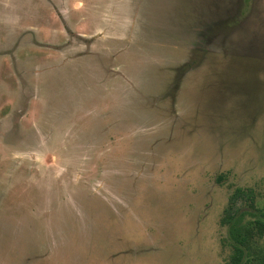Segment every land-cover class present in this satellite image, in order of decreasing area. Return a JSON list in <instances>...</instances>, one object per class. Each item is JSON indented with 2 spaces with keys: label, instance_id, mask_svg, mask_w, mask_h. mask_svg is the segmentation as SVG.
Wrapping results in <instances>:
<instances>
[{
  "label": "rangeland",
  "instance_id": "rangeland-1",
  "mask_svg": "<svg viewBox=\"0 0 264 264\" xmlns=\"http://www.w3.org/2000/svg\"><path fill=\"white\" fill-rule=\"evenodd\" d=\"M236 188L264 0H0V264H226Z\"/></svg>",
  "mask_w": 264,
  "mask_h": 264
},
{
  "label": "trees",
  "instance_id": "trees-1",
  "mask_svg": "<svg viewBox=\"0 0 264 264\" xmlns=\"http://www.w3.org/2000/svg\"><path fill=\"white\" fill-rule=\"evenodd\" d=\"M230 254L226 264H264V206L251 189L236 188L219 219Z\"/></svg>",
  "mask_w": 264,
  "mask_h": 264
}]
</instances>
